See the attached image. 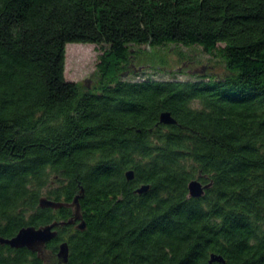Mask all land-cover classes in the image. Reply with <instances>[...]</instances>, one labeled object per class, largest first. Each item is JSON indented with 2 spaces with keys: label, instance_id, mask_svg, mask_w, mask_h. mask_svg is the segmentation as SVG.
I'll return each instance as SVG.
<instances>
[{
  "label": "trees",
  "instance_id": "16d2710c",
  "mask_svg": "<svg viewBox=\"0 0 264 264\" xmlns=\"http://www.w3.org/2000/svg\"><path fill=\"white\" fill-rule=\"evenodd\" d=\"M71 42L107 46L95 92L64 77ZM167 43L224 72L123 77L132 46ZM76 195L85 229L49 245L65 264H264V0H0V237L67 221ZM27 257L0 244V264Z\"/></svg>",
  "mask_w": 264,
  "mask_h": 264
},
{
  "label": "rangeland",
  "instance_id": "374dc122",
  "mask_svg": "<svg viewBox=\"0 0 264 264\" xmlns=\"http://www.w3.org/2000/svg\"><path fill=\"white\" fill-rule=\"evenodd\" d=\"M223 44L218 43L217 47ZM133 65L140 70L132 72L129 67L124 74L128 80L153 79H196L198 70L205 68V73L221 75L224 64L217 49L208 53L201 46H185L177 43L150 47L148 45L132 46ZM106 45L94 43H67L65 45L64 77L78 83L81 89L95 92L97 84V63ZM137 73V74H135ZM56 257L48 258L47 264H56Z\"/></svg>",
  "mask_w": 264,
  "mask_h": 264
},
{
  "label": "water",
  "instance_id": "95a60500",
  "mask_svg": "<svg viewBox=\"0 0 264 264\" xmlns=\"http://www.w3.org/2000/svg\"><path fill=\"white\" fill-rule=\"evenodd\" d=\"M205 68L201 69L204 72ZM159 122L163 124H174L176 120L172 117V115L168 111H163L159 115ZM125 177L127 180H131L134 177V171L132 169L125 171ZM210 186V183L202 184L198 179H192L188 182L187 189L188 195L190 197H199L204 193V190ZM149 188V185L142 184L135 189L137 193L145 192ZM82 191V190H81ZM79 195H76L73 201L68 206H71L73 209V216L67 221H53L49 224L34 227V226H23L21 227L17 233L10 238H2L0 237L1 244H7L12 248H20L26 247L30 250H37L38 252L42 249L43 245L50 241L57 234L58 226L66 225V224H75V227L79 230L85 229V222L82 220L81 215L79 213V203H78ZM39 207H51L58 208L63 206L62 202H56L51 199L42 196L38 201ZM66 205V204H65ZM57 257L60 262L66 263L68 260V244L66 241H63L58 246ZM210 262H224L223 258L219 255L211 254Z\"/></svg>",
  "mask_w": 264,
  "mask_h": 264
},
{
  "label": "flooded vegetation",
  "instance_id": "af4514ba",
  "mask_svg": "<svg viewBox=\"0 0 264 264\" xmlns=\"http://www.w3.org/2000/svg\"><path fill=\"white\" fill-rule=\"evenodd\" d=\"M55 230L57 231V229H55ZM57 238H58V231H57V234L55 235V237L52 238L50 241L46 242L39 252L37 250H30L26 247L12 248L7 244H1V243L0 244L9 246L13 250L14 254L15 253L16 254H22L24 252L26 253V250H27L28 251V257L23 262V264H47L48 258L54 257V256L56 257V261H57L56 264H65V263H62L59 261V259L57 257V252H58L59 244L63 241H66V240L59 241L56 245L57 248L54 252L52 251V249L49 246L51 244L52 240H57Z\"/></svg>",
  "mask_w": 264,
  "mask_h": 264
}]
</instances>
